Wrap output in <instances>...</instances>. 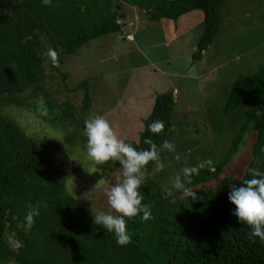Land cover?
I'll return each instance as SVG.
<instances>
[{
	"label": "trees",
	"instance_id": "1",
	"mask_svg": "<svg viewBox=\"0 0 264 264\" xmlns=\"http://www.w3.org/2000/svg\"><path fill=\"white\" fill-rule=\"evenodd\" d=\"M115 1L143 13L149 21L173 22L183 14L199 11L201 32L189 57L192 61L199 59L219 25L221 0H52L48 7L41 0H1L0 264H264V242L248 238L249 227L233 215L235 208L228 200L232 185L251 178L250 169L264 172V62L253 73L236 76L223 93L218 111L209 116L212 126L216 116L223 122L221 130L209 126L217 135L229 129L226 145L218 146L216 155L189 148L185 167H198L194 162L198 158L203 161L190 184L181 176L185 186L197 194L195 200L174 189L179 173L173 176L165 170V150L161 152L163 171L156 170L155 162L147 165L140 191L143 203L151 205L152 218L145 221L141 214L126 219L134 235L133 242L124 247L117 245L114 234L94 224L85 203L73 206L64 169L54 163L43 143L27 136L5 114L9 107L34 113L58 132L69 149L87 154L84 122L90 106L88 83L83 79L68 88L66 74L42 53L48 47L62 50L61 63L63 56L88 41L119 34L112 7ZM26 37L31 39L25 41ZM75 92L81 93L77 105L66 97ZM61 94L64 97L59 98ZM173 103L170 91L155 94L136 141L127 143L138 150L147 149L144 140L151 138L159 147L173 131L179 133L181 125L173 121ZM156 120L165 125L159 134L148 131ZM250 133L249 159L240 178L223 176L213 187H198L216 178ZM171 143L180 152L188 148L176 137ZM206 156L214 161L204 160ZM174 164L181 166L176 160ZM115 167L119 165L111 161L96 165L90 159L89 168L97 171ZM164 178L173 181L165 190ZM37 202L47 207H41L34 224L29 225L25 222L26 205ZM7 238L14 241V249Z\"/></svg>",
	"mask_w": 264,
	"mask_h": 264
},
{
	"label": "rangeland",
	"instance_id": "2",
	"mask_svg": "<svg viewBox=\"0 0 264 264\" xmlns=\"http://www.w3.org/2000/svg\"><path fill=\"white\" fill-rule=\"evenodd\" d=\"M117 3L112 7L119 34L95 38L71 55L63 56L59 71L66 74L68 88L80 80L87 81L90 106L85 121L103 116L125 142L136 141L141 120L148 114L153 96L170 91L174 102L173 121H177L181 129L179 133L173 131L168 141L176 137L188 148L184 152L165 150L164 164L165 170L173 176L177 172L182 176L189 148L213 154L218 146L226 145L229 129L225 132L223 129V133L217 135L214 131L221 130L223 122L216 116L212 126L209 116L215 109L218 111L223 93L236 76L249 75L264 62V0H221L219 25L211 43L195 61L189 57L201 32L199 11L183 14L173 22L165 19L149 21L143 13ZM80 96V92L66 95L75 105ZM61 97L64 96L61 94ZM5 114L27 136L43 143L54 163L64 169L65 186L74 207L85 203L93 219L97 209L110 211L105 193L108 185L119 179L120 167L104 172L91 169L87 154L79 149H69L58 132L34 113L9 107ZM203 136L207 140H216L204 144L207 140ZM252 139L250 133L244 138V146L216 178L198 187H213L223 176L238 180L249 159L248 147ZM177 155L179 160L175 158ZM207 159L214 161L206 156L204 160ZM175 160L181 164L179 168L174 164ZM194 162L198 167L203 165L201 158ZM171 183L173 181L164 178L163 189H168L166 187ZM7 241L14 249V241L9 238Z\"/></svg>",
	"mask_w": 264,
	"mask_h": 264
},
{
	"label": "clouds",
	"instance_id": "3",
	"mask_svg": "<svg viewBox=\"0 0 264 264\" xmlns=\"http://www.w3.org/2000/svg\"><path fill=\"white\" fill-rule=\"evenodd\" d=\"M41 2L45 7L52 4V0H41ZM28 39L31 37H26L25 41ZM129 40H131L130 37ZM60 51L62 50L48 47L42 55L50 60L53 67L58 68ZM40 104H43L42 100ZM164 127V121L156 120L148 126V131L159 134ZM84 135L87 137V155L94 164L105 165L111 161L117 163L121 170L117 182L110 183L105 193L110 211L97 209L93 215L94 224L114 234L118 246L130 245L133 242L134 233L129 232L126 219H133L141 214L145 221L152 218L151 205L143 203L144 195L140 191L145 181V169L150 162H155L156 170L163 171L161 152L163 150L174 152L175 145L164 140L158 147L151 138H146L144 144L149 147L138 150L121 139L103 116H95L86 120ZM175 158L180 159L179 155ZM182 172L187 178V183L190 184L191 178L199 174V168L185 167ZM249 174L251 178L244 179L239 186H231L228 200L235 208L233 215L240 223L249 227L248 238L253 242L255 238L264 242V172L258 168H252ZM173 187L182 192L185 197L196 199L197 194L185 186L180 175L176 176ZM41 207H47V204L37 202L26 205L25 222L27 224H34V218L39 216Z\"/></svg>",
	"mask_w": 264,
	"mask_h": 264
}]
</instances>
